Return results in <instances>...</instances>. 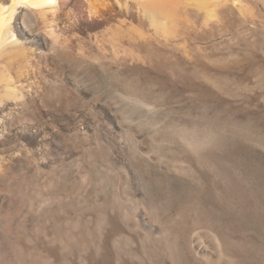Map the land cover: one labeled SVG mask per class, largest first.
I'll list each match as a JSON object with an SVG mask.
<instances>
[{"label":"bare ground","instance_id":"bare-ground-1","mask_svg":"<svg viewBox=\"0 0 264 264\" xmlns=\"http://www.w3.org/2000/svg\"><path fill=\"white\" fill-rule=\"evenodd\" d=\"M253 5L264 11V0H0V183L16 186L0 202V264L59 262L39 253L40 246L65 257L64 264H76L77 255L80 264H93L92 253L109 248L100 219L110 232L120 226L128 234L109 243L116 261L264 264V255L243 251L252 240L237 237L239 224L253 219V203L264 214L263 178L228 159L223 127L173 119L152 128L137 120L156 110L153 103L124 89L119 100L105 103L86 80L90 61L148 65L152 43L172 46L181 34L184 44L193 41L198 16L209 37L232 30H224L229 13L238 11L251 24L260 11ZM140 127L152 134L150 146L160 156L143 146ZM75 171L93 207L78 193ZM35 175L46 187L29 191L28 207L25 188ZM113 176L120 177L121 186L113 178L119 188ZM178 184L188 196L173 219ZM135 240L139 252L131 248Z\"/></svg>","mask_w":264,"mask_h":264},{"label":"rangeland","instance_id":"rangeland-1","mask_svg":"<svg viewBox=\"0 0 264 264\" xmlns=\"http://www.w3.org/2000/svg\"><path fill=\"white\" fill-rule=\"evenodd\" d=\"M253 6L256 7V10L261 9V7L256 5ZM234 13L228 14L230 18L228 19V23L231 25L229 24L230 26H228L230 28L224 29L225 31L232 29V32H227L229 35L221 31L220 35L217 33L209 37V34L206 33V35H208L206 36L205 30L202 28V18L198 16V24L201 26L199 29L201 30H199V34L193 38V41L184 44L182 39L185 38V34H181L172 46L171 44H165L164 47L162 43H152L151 47L153 48L150 49L151 51L149 54L152 56L151 59L153 63L151 61L148 65L124 60L120 62L109 60L110 62H108V64L104 62V66H99L97 63L96 65L95 62L93 63V61H90L86 65L89 71V77H87L86 80L95 90H98L99 100L105 103L106 101L110 102V99H113V97H115V100H119L118 97L119 95L121 97V94L118 92L123 89L145 98V100L151 104L153 103L155 108L157 107L155 110L156 113L155 111L148 115L147 113H144L145 115L141 113V118L138 115L139 119L137 121L143 120L139 122L141 124L146 123L145 125H149L152 122L151 125H153V122L157 123L164 121L169 123L174 119V121L188 125H198L202 121L201 125L205 126H210V124L212 125L215 123L218 126L220 125L219 127H223V132L228 134L226 135L228 141L225 146V149L227 148L226 150L228 151V159L241 164L244 162L243 164H245V166L248 165L247 167L251 168L254 176L260 177V179L263 178L262 182H264V11H257L253 18L250 16V20L253 21L251 24L240 12L237 11ZM224 34H226V37H224ZM218 36H221V38L218 39ZM146 115L149 117L147 118ZM152 128H154V125ZM140 129L142 130V127L136 130L139 134L141 131ZM142 133L141 131V138L139 140L144 143L143 146L146 148L149 146L152 153L156 152L158 154H153L154 156H160V154L154 150L155 148L150 146L153 142L151 140L152 134L147 135ZM250 139L252 140L250 141ZM260 143L262 145H260ZM149 147L148 149L150 150ZM168 158L169 157L164 155L166 163L171 164L172 158ZM73 173L74 176L71 178H76L78 193L86 198L89 205L91 204L90 207H93V203L90 200L91 193L83 186L81 175L78 174L77 171ZM114 177L115 176L110 178V181L114 187L118 186L119 188L118 184L121 186L120 177H115L119 180V183L117 182L118 180L114 179L113 181ZM42 180H44L42 175H35L29 179L28 183H30V185L28 186L27 184L25 188V190L27 189V194L24 192L27 197L28 207L31 206L30 198L27 196L29 195V191L45 189L46 183ZM114 182L118 184L116 185ZM1 184L2 183H0V202H3L5 201V199H3L5 198L4 193L7 194L9 189L15 190L16 186L14 183H8L7 185ZM180 186L181 185L178 184L172 187L173 198L171 199L169 213L171 217H174L173 219H176L175 217L183 210L185 204L184 200H186L188 196L184 190L182 191V186L179 188ZM204 188H206L205 191L209 194L210 185L206 183ZM209 205L211 204H207L206 201L204 207L206 208L207 206V208H209ZM245 209L247 210L248 206ZM252 211L253 219L250 218L251 216H248L247 211H243L251 221L250 223H246V225L242 223L239 224L238 229L240 233L237 234V237L244 235L254 243L251 244L252 248L243 251L249 252V255H264V232H262L264 231L262 228L264 227V218H261L264 217V214L256 203L252 204ZM92 214L93 213H91L89 217H94V214ZM101 220L102 219H100V225L104 235L103 240L105 237L104 243H107L106 246L109 248L105 249L106 247H104V250L101 252H93L92 255L94 256L95 254L93 257V264H138L137 260L133 261L129 258L123 259L124 261H116V259H114L112 252H110L111 248L113 251L111 239L114 237L121 239L123 238L122 236H128V234L120 226L114 228L115 230L113 233L110 232L112 231L111 228L103 226V220ZM157 230L158 229L155 228L156 232ZM115 231L121 234H116ZM159 232L160 230H158V233ZM158 233H155V235L160 234ZM94 238L97 242L100 237L97 236ZM208 239L206 238V241H208ZM136 241L137 240L131 241L133 243H131V246H134L131 248L139 252L141 246L138 244L139 242ZM213 244L210 240L208 241L210 252L218 256V249L213 246ZM157 246V250L162 249L158 250L159 252L157 251V253L162 254L163 248L158 244ZM254 247L256 249H254ZM151 248L149 246L146 247L148 251H155L154 253H156V248ZM43 249L45 250L44 247L40 246L38 252L46 256L49 254V258L52 257L51 259L56 261V263L58 261L60 262L57 264H64L67 262V259L59 256L57 252L47 249V251H43ZM237 255L243 256L239 252ZM75 260L76 264H80L79 255H77V258L75 257Z\"/></svg>","mask_w":264,"mask_h":264}]
</instances>
